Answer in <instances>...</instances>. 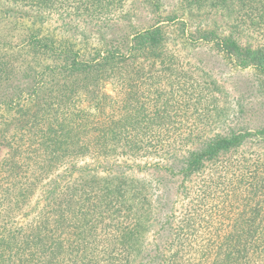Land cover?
<instances>
[{
  "label": "trees",
  "instance_id": "1",
  "mask_svg": "<svg viewBox=\"0 0 264 264\" xmlns=\"http://www.w3.org/2000/svg\"><path fill=\"white\" fill-rule=\"evenodd\" d=\"M238 1L264 29V0ZM119 3L0 0V21L23 31L15 44L0 33V264H264V157L240 134L197 142L196 130L183 126L184 72L166 52L174 37L165 26L90 46L89 35L74 42L32 18L111 28ZM197 32L187 40L213 43L255 69L264 93V45ZM156 158L157 173L135 179L133 168Z\"/></svg>",
  "mask_w": 264,
  "mask_h": 264
},
{
  "label": "rangeland",
  "instance_id": "2",
  "mask_svg": "<svg viewBox=\"0 0 264 264\" xmlns=\"http://www.w3.org/2000/svg\"><path fill=\"white\" fill-rule=\"evenodd\" d=\"M116 1H120L117 11L121 17L111 28L104 26L107 24L100 21L92 22L85 18L63 21L50 14L42 15L41 19L35 18L36 16L32 18L49 31L72 37L74 42L80 43L83 39L81 33L89 35L87 42L90 46L94 40L100 41L102 36L111 40V38H120L126 33L131 34L153 25H164L168 33L174 37L166 52L177 58L176 70L184 72L177 80L181 81L178 84L181 83L183 87L180 94L188 97L184 102L186 104L180 105L179 112L188 113L187 117H183V126L196 130L195 134L198 135L195 136H200L197 142H201L200 140L203 142L217 134L229 135L233 132L236 135L240 134L241 142H245L243 146L248 151L257 150L264 157V93L256 90L259 78L257 71L252 67L238 66L213 43H207L203 39L196 43L187 40L190 33L197 30L199 31L196 33L197 36L202 35L203 38H206L203 32L215 31L236 37L245 47L259 48L264 45L259 33L264 29L259 30L260 25L257 23L260 18L255 17L250 20V15H244V9L238 0ZM156 3L159 4V9L154 5ZM8 26L9 23L5 20L0 21V33H8V38L14 40L13 44L19 42L23 31L9 30L6 28ZM183 27H185V36L182 39L186 40L187 45L182 43L180 37ZM207 37L211 38V36ZM160 66L162 64H157L153 70L159 69ZM104 90L109 95L116 94L115 87L110 82L104 85ZM199 97L202 100L199 101ZM2 151L0 150V153H3ZM230 155L234 154L232 152L226 154V156ZM92 160L87 158L85 161ZM116 160L107 161L111 164L122 161L121 158ZM157 160L159 159H146L145 161L149 164L144 168L132 167L136 173L135 179L143 180L150 177L149 175L153 172L157 173L156 167H152ZM106 166H108L107 163L103 161L99 167L100 176L107 174V170H104ZM128 176H131L130 173ZM177 185L176 182L175 186ZM185 204L186 200L179 194L176 208L180 213ZM19 219L25 220L22 217ZM155 228L157 226L152 224L146 230L147 238L151 242L156 236ZM109 237L113 238L111 234Z\"/></svg>",
  "mask_w": 264,
  "mask_h": 264
}]
</instances>
